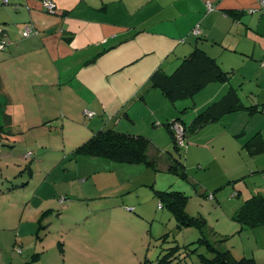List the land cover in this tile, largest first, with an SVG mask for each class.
<instances>
[{"label": "crops", "instance_id": "1", "mask_svg": "<svg viewBox=\"0 0 264 264\" xmlns=\"http://www.w3.org/2000/svg\"><path fill=\"white\" fill-rule=\"evenodd\" d=\"M52 1L57 7L55 15L43 9L41 0L0 3V38L6 35L11 40L9 47L0 51V120L4 123L0 127L13 126L8 98L23 93L18 89L4 95L7 81H27L32 71L43 86L56 89L53 96L61 98L68 111L79 104L83 106L82 116L86 117V111L95 113L92 121L101 116V124L93 121L104 125L100 130L114 128L144 136L159 156L164 145L167 150L173 142L164 124L181 117L188 128V141L213 152L217 160L229 166L230 178L225 185L233 184L234 197L239 200L235 212L253 195L264 196L262 0ZM25 27L34 32L27 39L20 32ZM196 27L200 28L199 36L194 34ZM197 49L217 61L230 79L210 83L193 99L173 103L160 88L151 86V78L156 72L171 75ZM236 93L241 109L192 126L209 106ZM204 95L207 99L198 103L197 98ZM189 100L192 107L184 102ZM72 153L63 158L73 159ZM196 177L202 181L201 189L210 188L205 178ZM214 177L221 179L218 174ZM79 178L77 173L69 180ZM4 188L0 189L1 197L6 195ZM53 195L58 196L57 192ZM2 221L0 218V227ZM2 234L0 231V237ZM22 243L19 238L15 241ZM3 249L0 243V264H14L7 261Z\"/></svg>", "mask_w": 264, "mask_h": 264}, {"label": "rangeland", "instance_id": "2", "mask_svg": "<svg viewBox=\"0 0 264 264\" xmlns=\"http://www.w3.org/2000/svg\"><path fill=\"white\" fill-rule=\"evenodd\" d=\"M5 89L4 95L23 89L18 98H8L13 126L0 127V189L5 187L6 192L0 195V243L8 262L158 264L173 246L183 248L205 236L238 260L253 258L264 264V226L242 229L234 220L239 200L233 184L225 185L230 168L213 152L185 137L180 152L173 142L167 150L164 145L157 171L101 159L66 160L63 157H70L104 126L94 123L96 119L101 124V116L93 122L86 112L82 116L79 104L68 111L62 99L53 96L56 89L43 86L32 71L29 80L20 83L12 78ZM197 99L202 103L207 95ZM184 102L193 105L192 100ZM149 155L159 157L160 152L151 147ZM176 159L184 164L188 178L168 172ZM77 173L79 179L69 180ZM196 175L210 188L201 189ZM168 189L184 192L186 212L200 221V227L181 224L174 212L159 208L157 190ZM18 238L22 244H15ZM189 250L183 248L172 264H203L202 256L214 257L198 243Z\"/></svg>", "mask_w": 264, "mask_h": 264}, {"label": "trees", "instance_id": "3", "mask_svg": "<svg viewBox=\"0 0 264 264\" xmlns=\"http://www.w3.org/2000/svg\"><path fill=\"white\" fill-rule=\"evenodd\" d=\"M230 14L236 17L240 16L238 12ZM10 43L11 40L6 35L2 36L0 38V51H5ZM1 46L4 47L1 48ZM229 79V74L221 69L217 61L206 55L202 50L197 49L187 56L184 59V63L171 75L156 72L151 78V86L160 88L173 103H176L177 101L193 99L197 93L210 83L226 82ZM2 90L3 86L0 80V92ZM227 97L225 100H222L224 102H218L209 106L203 114L197 117L192 126H201L205 122L217 120L224 114L234 112L243 107L237 93ZM182 113H186V110H183ZM177 122L183 124L182 118L180 117L165 123L164 126L173 137L174 149L180 152L181 147L178 146L175 131L172 129L173 124ZM183 126L186 133L188 128L185 124ZM149 150L150 141L148 138L120 133L114 128H108L100 130L92 138L79 146L72 155L75 159L80 157L103 159L119 164L143 165L157 171V160H160L161 157L151 158ZM184 167V164L179 159H176L168 167V172L186 179L188 175ZM156 197L159 202V208L167 207L171 212H174L181 224L200 227V221H196L186 212L188 197L183 192L171 190L157 191ZM234 220L241 225L242 229L263 226L264 196L253 195L246 200L235 212ZM197 243L207 248L214 256L211 260H207L206 257L202 256L201 261L203 264H256L253 258L236 259L231 250L217 247L213 241L208 240L205 236L183 248L191 251L189 250L191 246ZM183 248L175 245L168 249V253L158 261V264H172L173 259L180 257Z\"/></svg>", "mask_w": 264, "mask_h": 264}, {"label": "built area", "instance_id": "4", "mask_svg": "<svg viewBox=\"0 0 264 264\" xmlns=\"http://www.w3.org/2000/svg\"><path fill=\"white\" fill-rule=\"evenodd\" d=\"M42 1V7L43 9L52 15H55L57 13V7L55 5V3L52 0H41ZM3 2L5 4L9 3V0H3ZM262 4H263V8H264V0H262ZM209 8L211 9L212 6L209 4ZM33 30L31 27H25L21 34L23 37L28 38L33 34ZM194 34L199 36L201 34L200 28L196 27L194 29ZM4 46H1V48H3ZM86 114L89 117H93L95 116L94 112H90V111H86ZM172 129L175 131V136H176V140H177V144L179 147H183L184 146V141H185V129L182 123L177 122L175 124H173ZM20 250V249H19ZM20 252H22V250H20Z\"/></svg>", "mask_w": 264, "mask_h": 264}]
</instances>
